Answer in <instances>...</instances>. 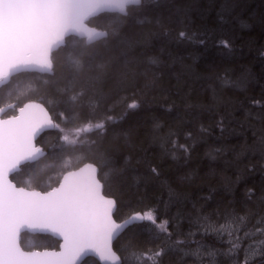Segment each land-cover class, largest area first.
I'll use <instances>...</instances> for the list:
<instances>
[{"label": "snow or ice", "instance_id": "snow-or-ice-1", "mask_svg": "<svg viewBox=\"0 0 264 264\" xmlns=\"http://www.w3.org/2000/svg\"><path fill=\"white\" fill-rule=\"evenodd\" d=\"M168 7L167 0H0V92L3 93L0 98L13 95L12 78L19 74L55 77L53 51L71 46L64 58L69 74L62 80L44 83L56 93V99L49 103L64 105L72 113L66 116L65 111H60L61 119L57 122L40 103L28 102L18 108L12 103L0 106V264H79L81 257L89 253L103 264H163L169 253L178 254L181 264L185 258H192L193 264H215L221 256L231 264H264V211L246 208L241 213L232 209L212 216L197 211L194 224L189 217L188 233H173L170 220L161 219L153 208L133 211L118 222L115 218L118 202L104 192L98 164L104 162L107 166V150L101 146L109 126L123 120L127 109L140 106L134 98L129 102L128 96L121 95L139 80H143V89L155 88L179 64L181 73H176V84H170L169 88L177 89L176 95L187 111L199 108L216 112L217 127L222 132L226 116L233 115L217 111L232 101L215 88L208 104L191 103L188 93L180 96L187 84L182 73L190 71L191 65L184 66L183 57L171 53L165 58L164 52L173 43L204 44L205 39L203 33L189 30L186 18L181 21L171 13L165 17L164 10ZM223 7L228 10L230 6ZM100 17L106 21L103 28L92 24ZM173 20L183 24L175 35L170 26ZM155 42L160 43V50L150 53ZM221 44L230 46L227 41ZM217 79L221 88H246L244 79L229 80L227 76ZM239 104L244 108L248 126L258 124L259 129L252 131L250 142L228 151L233 153L237 164L248 160L245 171L255 169L251 161L257 156L264 168V97L251 98L247 107L244 102ZM256 109L259 111L254 115ZM85 110L87 119L82 115ZM47 128L60 134L50 150L62 160L61 178L58 186L49 184L46 189L37 190L32 186L34 166L48 154L37 146L36 138ZM155 131L161 135H154V139L173 159L177 153L189 154L196 142L191 131L183 133L185 143L179 142V129L164 132L156 124ZM208 132L209 128L201 125V135ZM78 151L93 152L97 161L67 170ZM214 153L212 159L223 155L224 149H214ZM26 170L29 179L18 186L10 177ZM150 171L156 176L160 174L156 166H150ZM104 176L107 178V173ZM248 193L251 200L252 189ZM173 198L170 192L169 200ZM261 203L264 204V197ZM142 221L150 222L153 238L159 243L140 249L129 242L123 249L128 254L118 255L113 241ZM193 227L195 231L191 230ZM28 232L51 233L63 243L59 251L26 250L22 238ZM209 235H215L227 247L219 249L192 239ZM205 257L210 259L206 262Z\"/></svg>", "mask_w": 264, "mask_h": 264}, {"label": "trees", "instance_id": "trees-1", "mask_svg": "<svg viewBox=\"0 0 264 264\" xmlns=\"http://www.w3.org/2000/svg\"><path fill=\"white\" fill-rule=\"evenodd\" d=\"M168 8L164 10L165 17L171 13L186 22L190 31L203 33L204 44L181 43L170 44L164 52L167 58L171 53L183 57L184 66L191 65L190 71H183L187 81L180 96L189 95L193 104H208L212 99L215 88L231 103L221 105L218 112L233 113L225 118V130L217 127L219 115L209 113L199 108L190 112L184 107L181 98L176 95V73H181V65L173 67L171 73H166L161 84L155 88L143 89V80L135 86H129L121 95L134 98L139 107L127 109V116L114 125L104 138L102 149L107 150V166L100 162V178L104 184V192L118 202L115 218L118 222L133 211H144L153 208L161 219L170 220V230L173 233H188L190 230L189 217L195 223L197 211L212 216L214 213H225L235 209L243 213L246 208L264 211L261 198L264 197V168L260 166L259 157H253L254 170H244L248 163L234 162V155L228 149L239 146L251 140L252 131L258 130L259 125L249 127L245 120L244 108L251 98L264 97V0H167ZM230 7L226 10L223 5ZM223 16V19L221 18ZM104 17L93 20L92 24L103 28ZM173 35L183 24L173 20L170 24ZM227 41L229 47L221 44ZM160 43L155 42L150 53L160 50ZM69 48H61L53 53L56 76L38 73L19 74L12 78L13 95L10 98H0V106L8 103L18 107L28 102H38L48 110L53 120L60 122L58 113L65 111L66 116L72 113L64 105L55 106L49 101L56 99V93L45 80H62L70 69L64 64V58ZM227 76L229 80L244 79L246 88H221L217 77ZM143 89V91H141ZM133 92L135 96L133 97ZM3 93L0 92V97ZM175 103L176 107H173ZM120 109L117 110V113ZM259 109L254 111L258 112ZM114 113V114H117ZM12 114L11 111L8 112ZM87 119V111L82 114ZM159 124L167 132L169 128L180 130V143H185L183 133L191 131L196 139L189 154L177 153V158L166 152L154 135ZM241 124L244 126L241 127ZM201 125L209 128V132L201 135ZM63 126V125H62ZM59 132L56 129L44 132L37 141V146L43 147L48 154L34 166L32 186L44 190L49 184L57 186L61 178L62 160L52 154L50 145L58 142ZM92 134H90L91 136ZM189 144L192 141H187ZM224 149L223 155L215 154L214 149ZM76 157L81 159L78 161ZM97 161L93 152H76L72 156V167L75 170L84 163ZM150 166H156L159 176L151 173ZM107 173V178L104 174ZM239 180L237 181V177ZM18 186L29 179V172L10 177ZM248 189H252L251 200L248 199ZM170 192L174 198L170 201ZM209 197H211L209 199ZM195 205V209H193ZM179 217V219H176ZM148 221L130 226L114 242L113 248L118 255H127L123 249L129 242L140 249L153 248L159 240L153 238ZM195 231V227L191 229ZM180 238H183L181 236ZM192 239L202 240L205 245L215 248H225L226 244L219 242L215 235L206 237L195 236ZM26 250H53L57 242L49 236L24 234L22 238ZM210 259L205 257V261ZM81 264H98L92 258L85 259ZM163 264H181L178 254L169 253L164 256ZM183 264H193L192 258H185ZM215 264H231L224 256L219 257Z\"/></svg>", "mask_w": 264, "mask_h": 264}, {"label": "water", "instance_id": "water-1", "mask_svg": "<svg viewBox=\"0 0 264 264\" xmlns=\"http://www.w3.org/2000/svg\"><path fill=\"white\" fill-rule=\"evenodd\" d=\"M55 51H57V50H54L53 53H54ZM38 74H40V73H38ZM42 75H49V74H42ZM35 103H38V102H35ZM52 130H53V129H51V128H47V129L43 130V131L37 136V138H36V143H37L39 137H40L44 132H48V131H52ZM82 166H83V165H82ZM82 166H80V167H82ZM75 170H76V169H75ZM14 174H15V173H14ZM14 174H12V175H14ZM57 186H58V185H57ZM142 222H143V221H142ZM142 222H136V224H139V223H142ZM26 234H29V235H44V236H49V237H51L52 239H54V240L58 243V249L55 250V251H59V245H60L61 243H63V241H62L61 238H59V237H57V236H54V235L51 234V233L28 232V233H26ZM116 240H117V239H116ZM116 240L113 241V244H114V242H115ZM87 258H92V259H94L95 261H97L98 264H103V262L100 261L98 257H95V256H94L93 254H91V253L82 256L81 259H80V261H79V264H81V263H82L85 259H87Z\"/></svg>", "mask_w": 264, "mask_h": 264}, {"label": "flooded vegetation", "instance_id": "flooded-vegetation-1", "mask_svg": "<svg viewBox=\"0 0 264 264\" xmlns=\"http://www.w3.org/2000/svg\"><path fill=\"white\" fill-rule=\"evenodd\" d=\"M58 249V244H57V246H56V248L55 249H53V250H49V251H55V250H57ZM43 251V250H42Z\"/></svg>", "mask_w": 264, "mask_h": 264}]
</instances>
